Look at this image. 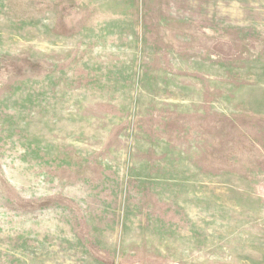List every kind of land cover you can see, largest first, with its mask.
I'll use <instances>...</instances> for the list:
<instances>
[{
	"label": "rangeland",
	"instance_id": "374dc122",
	"mask_svg": "<svg viewBox=\"0 0 264 264\" xmlns=\"http://www.w3.org/2000/svg\"><path fill=\"white\" fill-rule=\"evenodd\" d=\"M0 264H264V0H0Z\"/></svg>",
	"mask_w": 264,
	"mask_h": 264
}]
</instances>
